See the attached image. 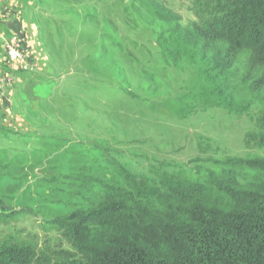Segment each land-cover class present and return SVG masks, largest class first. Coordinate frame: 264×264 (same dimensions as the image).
<instances>
[{"label": "rangeland", "instance_id": "rangeland-1", "mask_svg": "<svg viewBox=\"0 0 264 264\" xmlns=\"http://www.w3.org/2000/svg\"><path fill=\"white\" fill-rule=\"evenodd\" d=\"M194 1L0 0V35L23 37L24 49L10 62L0 46V77L12 80L0 96V244L57 247L52 220L123 186L119 167L141 175L165 163L197 179L260 154L244 146L258 131L248 117L178 103L199 80L191 49L181 45L178 62L154 49L158 34L193 24Z\"/></svg>", "mask_w": 264, "mask_h": 264}, {"label": "trees", "instance_id": "trees-1", "mask_svg": "<svg viewBox=\"0 0 264 264\" xmlns=\"http://www.w3.org/2000/svg\"><path fill=\"white\" fill-rule=\"evenodd\" d=\"M190 9L193 24L158 34L154 47L175 62L181 45L193 51L199 80L178 89V103L248 117L258 131L244 146L260 154L227 158L197 179L165 163L141 175L119 167L123 186L105 184L97 204L52 220L57 247L1 243L0 264H264V0Z\"/></svg>", "mask_w": 264, "mask_h": 264}, {"label": "built area", "instance_id": "built-area-1", "mask_svg": "<svg viewBox=\"0 0 264 264\" xmlns=\"http://www.w3.org/2000/svg\"><path fill=\"white\" fill-rule=\"evenodd\" d=\"M22 38V39H21ZM20 36H12L10 40L4 41V50L6 52V57L9 59L10 62H21L24 57L23 48V37ZM10 75L6 73L4 77H0V96H3V89L6 88V85H11V78Z\"/></svg>", "mask_w": 264, "mask_h": 264}, {"label": "crops", "instance_id": "crops-1", "mask_svg": "<svg viewBox=\"0 0 264 264\" xmlns=\"http://www.w3.org/2000/svg\"><path fill=\"white\" fill-rule=\"evenodd\" d=\"M2 30H4L3 28H2ZM3 42H4V38H3V36L2 35H0V46H1V49H2V44H3ZM0 66H1V64H0ZM0 71L2 72V68L0 67ZM19 71V70H18ZM21 71V70H20Z\"/></svg>", "mask_w": 264, "mask_h": 264}]
</instances>
